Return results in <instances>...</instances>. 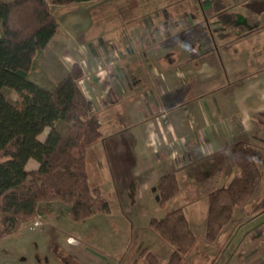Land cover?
I'll list each match as a JSON object with an SVG mask.
<instances>
[{"label":"rangeland","instance_id":"rangeland-1","mask_svg":"<svg viewBox=\"0 0 264 264\" xmlns=\"http://www.w3.org/2000/svg\"><path fill=\"white\" fill-rule=\"evenodd\" d=\"M209 8V0H95L55 9L62 30L36 60L32 81L64 77L62 36L73 49L80 40L99 47L111 41L129 79V89L107 88L100 68L91 74L100 80L97 88L89 82L82 87L102 117L103 134L91 148L89 181L82 189L98 187L112 211L77 224L57 217L55 208L0 241V264H148L139 259L143 249L167 264L171 247L148 223L178 207H184L196 236L184 264H264V215L250 207L263 186L248 207L235 211L215 243L205 240L206 194L237 174L233 144L245 139L255 149L264 146L258 140L264 137V15L242 10L247 18L240 21V38L224 43ZM167 62L173 71L156 88L149 65L164 68ZM256 156L262 163L263 152ZM21 163L26 170L37 167L32 159ZM172 171L181 191L162 209L156 183Z\"/></svg>","mask_w":264,"mask_h":264},{"label":"trees","instance_id":"trees-1","mask_svg":"<svg viewBox=\"0 0 264 264\" xmlns=\"http://www.w3.org/2000/svg\"><path fill=\"white\" fill-rule=\"evenodd\" d=\"M92 1L0 0V241L18 233L25 223L52 215L55 208L57 217L77 224L112 211L98 187L90 192L82 189L89 181L91 148L103 136L93 103L87 99L75 102L85 76L82 65L74 63L52 89L30 79L37 58L60 29L55 9ZM209 2L210 17L222 29L217 34L224 43L240 38V21L247 18L242 10L252 15L264 13V0ZM232 153L237 174L228 185L205 197V240L209 244L216 242L235 211L249 204L258 187H264V160L259 162L254 146L240 139L233 144ZM29 159L37 163L33 170L20 164ZM156 189L158 205L164 209L180 194L177 174L161 175ZM260 199L250 207L263 201L264 195ZM148 226L171 247L167 264H184L196 243L184 207L149 219ZM140 258L159 264L148 249L140 252Z\"/></svg>","mask_w":264,"mask_h":264},{"label":"crops","instance_id":"crops-1","mask_svg":"<svg viewBox=\"0 0 264 264\" xmlns=\"http://www.w3.org/2000/svg\"><path fill=\"white\" fill-rule=\"evenodd\" d=\"M93 2L94 1L89 2V3H83V4H91ZM262 14L264 15V13H261V14H258V15H262ZM60 29L62 30V26L60 27ZM59 33H57L53 37V39L51 40V42L49 43V45L47 46V48L39 55L38 58H40V56L46 54V52L49 50V48L51 47V45L56 41V37H57V35ZM148 37L150 38L149 35H148ZM181 39H183V37H181ZM58 40H60L62 42V44H63V46L61 44V49L63 48L62 49L63 51L61 53V56H62L61 58L62 59L64 58L65 61H63V62L65 63V66H67L66 73H65L64 77H66V75L69 73L72 65L74 63H76V62L77 63H80L82 65L83 69H84L85 76L79 82V87H80V91H81L80 97L82 98L81 101L84 100V99H87V100L92 101L91 97H89L87 95L84 96V93H83V90H82L83 83L89 82V83H91V86H92L91 88H97L96 82H99L101 80L103 82V86H105L107 88H116V89H123V88L125 89V88H128L129 89V86L128 87L125 86L127 83H129V79H128V77L126 75H124L125 72L118 66V63L120 62V60L122 59V57H121L119 51L116 50V46L114 45V43H112L111 41H108V42H106V44H102L99 47L98 44H96L95 46L89 44L88 43V40L85 41V42H83L82 40H80V42L77 43V47L75 49H73L72 47H69L68 46L69 42H67V38L66 37L62 36ZM159 55L160 54L156 55V57H159ZM182 62L183 61H181V66L183 64ZM169 64L170 63L167 62V64H165V67L164 68H160L159 63H157L155 65H152V64L149 65L150 66L149 74L150 75L153 74V79L152 80H149L151 77L148 76V75L147 76L149 77V79L148 78L147 79L152 84H154L156 88H158V87L163 88V84L168 79L167 73L169 71H173L172 69H169V67H170ZM181 66H179V67H181ZM100 68L101 69H105L106 70V73H105L104 76L100 75L99 76V79L100 80H97L96 78H93L91 76V74L93 72L97 71V69H100ZM114 68H115V71H113ZM175 72H178L177 68H176V71ZM115 73H116V75L117 74H120V76L119 77L116 76ZM142 73H140V74H142ZM64 77H62L56 83H52V82L42 83L39 80L37 82L36 81H34V82H36L38 85H40L43 88L52 89ZM125 79H127V82L126 83L124 82ZM156 85H158V86H156ZM82 94H83V96H82ZM110 104H115V99H114V101L112 100V102L109 103V105ZM95 111H96V109H95ZM97 114H98L99 120H100L102 117H100V115H99L98 112H97ZM100 123H101V121H100ZM149 133L151 134L152 132H149ZM142 134H143V132H140L139 133L140 137L142 136ZM145 136L146 135L143 136L144 140H145ZM263 138H264L263 136H260V135L258 136V140H261V142H264V139ZM40 139H42V138L40 137ZM258 146H259V144H258ZM120 150H121V152H123V150L126 152L125 147H123V150H122V148H120ZM255 150L256 151H262L263 154H264V146H262V145L259 146V149L256 148ZM263 160H264V157L262 158V162H263ZM21 162L22 161H20V164L22 165ZM173 172H175V171H173ZM175 173L177 174V172H175ZM177 176H178V174H177ZM178 180H179V177H178ZM260 187H262V186H260ZM263 195H264V193H262L258 198H255L253 201H259V200H261L260 198H262ZM253 201H251L250 203H252ZM248 206L249 205H247V207ZM247 207L245 208V213H247V211H248L247 210L248 209ZM254 209L256 210V213H257L258 210L261 211L260 213H258V214L255 213L254 215H256L258 217H260V215H264V200L261 201L260 203H258V205H256L253 208V210ZM70 238H72V237H70ZM69 239H68V241H69Z\"/></svg>","mask_w":264,"mask_h":264}]
</instances>
